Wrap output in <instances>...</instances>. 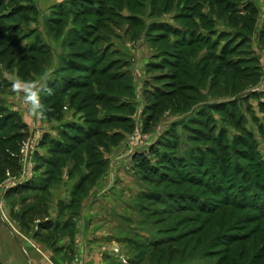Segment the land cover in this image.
I'll return each instance as SVG.
<instances>
[{
  "label": "rangeland",
  "instance_id": "rangeland-1",
  "mask_svg": "<svg viewBox=\"0 0 264 264\" xmlns=\"http://www.w3.org/2000/svg\"><path fill=\"white\" fill-rule=\"evenodd\" d=\"M97 3L104 6L102 15L96 14ZM84 28L92 29L85 35L88 44L97 41L93 53L97 56L104 48V64L116 62L114 72L124 78L110 83L88 76L89 86L70 91L71 101L65 97L51 116L49 107H43L46 117L85 126L109 116L122 118L120 124L103 122L99 128L119 135L111 143H124L122 151L130 160L121 162L122 152L105 159L101 145L108 141L100 140L77 205L66 213L59 207L63 216L70 215L68 228L44 231L37 226L49 217L43 200L23 204L26 192L7 199L2 191L10 179L19 183L24 173L18 171V159L12 165L14 156L0 148L5 224L20 240L38 236L55 243L68 236V264H88L92 255L106 263L109 258V264H264V214L257 210L264 195L259 190L264 188V0H0V106L23 112V93L13 90L12 81L39 79L47 72L53 78L64 59L87 50L80 44L67 47L72 33ZM10 42L45 49L22 54ZM150 64L158 65L148 68ZM4 96L11 104L2 101ZM152 111L154 120L146 129ZM134 134L138 143L130 142ZM158 142L171 146L168 158L179 167L173 168L176 172L158 168L144 177L132 161L135 152L129 154L131 145L148 143L144 153L154 166L148 151ZM73 163L62 158L59 170ZM106 172L114 177L109 182L117 185L115 193L109 205L95 209L91 229L83 228L82 202ZM58 182L51 186L58 188ZM43 198L47 202L48 192ZM97 237L100 243L93 251L88 238ZM103 247L119 249L123 263L104 255Z\"/></svg>",
  "mask_w": 264,
  "mask_h": 264
},
{
  "label": "trees",
  "instance_id": "trees-1",
  "mask_svg": "<svg viewBox=\"0 0 264 264\" xmlns=\"http://www.w3.org/2000/svg\"><path fill=\"white\" fill-rule=\"evenodd\" d=\"M98 4V3H97ZM234 6V5H233ZM250 5H248L249 7ZM104 6L102 4H98V8H95L97 10L96 14L97 15H102ZM20 12V11H18ZM17 13V12H16ZM8 14V16H10ZM59 20V19H58ZM57 22V20H56ZM55 22V23H56ZM166 26V25H165ZM90 27V26H89ZM167 27V26H166ZM86 29V28H84ZM172 29V28H171ZM92 29L89 28L88 30L84 31H75L72 33V40H69L67 43V47H73L75 48L76 44H80L82 46H87V50H84L82 52H73L70 58L64 59L63 63L64 66L60 67L56 70H54V77L48 82V89L50 90V94L48 92H41L40 94V100L44 102L43 107L48 106V116H51V114L56 110L61 108L62 103L64 102V98L67 97L68 101H71V97L68 96L70 91L74 89H81V88H86L89 86V82L86 79V77H92L93 74L97 75L100 78H103L105 80H109L108 82H121L124 78L123 74H120L118 72H114L115 68L117 67L118 64L114 61H108L107 63L104 64L105 60H107L108 56L107 51L105 49H102L101 54L97 55L93 53L92 48L95 46L97 41H93L92 43L88 44V39L85 37V35H88L91 33ZM264 31V30H263ZM172 32L174 33H179L178 30L172 29ZM84 35V36H83ZM180 41L183 42V39H180ZM77 42V43H76ZM12 43V42H10ZM188 43V42H187ZM177 44H180L177 42ZM12 46L17 49L18 47V52L22 54H27L31 51H37L45 49L42 47L43 45H39L34 50L30 48H25V47H20L19 44L12 43ZM158 64H150L148 68L151 67H156ZM95 66V67H93ZM36 67L37 64H36ZM100 67V68H97ZM63 69V70H62ZM62 70V71H61ZM66 70L67 75L65 74L62 76L61 74L63 71ZM81 73L80 75L78 73ZM72 74H78L79 76H72ZM167 77V75H164ZM85 82H81L84 80ZM2 80H0L1 82ZM103 84V83H102ZM91 87V86H90ZM75 93H78L76 90ZM92 96V95H91ZM93 98H97L92 96ZM101 99L102 96H99ZM105 100V99H102ZM6 108L0 106V148L3 150L2 154L4 152H7L10 157L12 155V165H13V158L15 157V154H13V151H18V143L21 141L24 137L25 133V126L23 125L19 115L15 112L7 111L4 112ZM154 108H151V110ZM153 112H151L152 117H147L146 118V129H148L149 125L153 123L154 120V115ZM124 120L122 118H116V117H108V118H101L94 120V123H90L92 126L86 125L85 128L83 129L78 125L74 124H66L65 128L66 130H61L59 134L60 141H55L50 139L49 137H44L43 144H46L47 147H49V153L51 155L50 160L47 162L46 166L50 168V170H54L51 173H58L60 172V167H62L61 164V159L65 158L68 161L74 162L72 165L74 167H80L81 165H84L87 167V169L91 170L90 168L93 164L90 162V159L94 161L95 156V148L96 145L99 144V141H108V142H113L119 138L118 134H113L111 136L106 135L104 131L100 130L99 127L103 125V122L105 123H111V122H123ZM148 127V128H147ZM9 130H12L11 133L4 135L5 132L8 133ZM97 138V139H96ZM96 139V140H95ZM115 143V142H113ZM87 145L88 148H84ZM15 146L17 149H15ZM101 146H106V142L102 143ZM10 148V150H9ZM166 150H171V146L165 144L164 142H158L155 146L151 147L148 151L149 156H153L154 159L156 160V164L154 166H151L150 160L147 158V155L144 153L145 150H137L135 151L132 161L134 162L136 169L139 170L143 176L145 177L147 174H154L156 173V170L158 168H166V167H172L169 168L172 171L173 168L176 170L178 169L177 167L178 164L174 162V160H170L168 158V154ZM1 151V150H0ZM6 156V155H5ZM84 156L88 160H84ZM196 161L201 159V157L195 158ZM104 163V162H103ZM102 162L99 164V169H103L105 165ZM193 163V162H191ZM191 166H197L195 164H191ZM198 165H200V161L197 162ZM14 166H12L13 168ZM98 167V166H97ZM198 167V166H197ZM16 167H14L15 169ZM176 170L173 169V171L176 172ZM92 173V172H91ZM49 181L43 180L41 183H36L32 182L27 184L25 187L17 188L15 190H11L7 192V198H10L12 196L20 195L23 192H32V193H39V192H44L47 188V184ZM259 190H262L264 192V188H259ZM81 191V187L78 186L76 188V193H79ZM260 202H258V207L261 210V212L264 214V195ZM36 201L37 200H42L41 198H34ZM27 201V198L25 197L24 200H22L23 204H25ZM236 205L242 206L245 205V203H239L236 202ZM30 213H32L31 208L27 209L25 211V215L29 217ZM24 215V217H25ZM23 217V218H24ZM264 217V215H263ZM40 229H44V231L49 230V231H54V228L52 227L51 223L48 222H41L37 225ZM56 231V230H55ZM36 239H39L38 236H35ZM1 264V263H0Z\"/></svg>",
  "mask_w": 264,
  "mask_h": 264
},
{
  "label": "crops",
  "instance_id": "crops-1",
  "mask_svg": "<svg viewBox=\"0 0 264 264\" xmlns=\"http://www.w3.org/2000/svg\"><path fill=\"white\" fill-rule=\"evenodd\" d=\"M3 98L4 99L2 101L6 103L9 102V100L6 99L7 97L4 96ZM12 107L14 108V105H12ZM12 107L9 106V108L13 109ZM22 109L25 110L22 112L18 108L15 113L19 115L23 125L25 126L26 134L24 137L25 139L23 141L22 148L19 151L20 155L18 154L19 156L17 155L15 157L18 159L19 173L23 171L26 177H23L22 175V182L20 181L19 183H11L13 179H10V182L7 183L8 186H6L5 190L2 191L7 193L11 190L25 187L27 184L32 182L40 183L41 180L39 174L43 171V179L45 180V182L49 181L46 190L44 192L34 194H32V192H26V202H36L34 198H41L44 204L46 203L47 213L49 214L46 222L51 223L54 231H66V229L68 228V226L66 225V221L68 220L70 215L65 214L63 216L62 213H66L72 210L77 205L76 198L78 196V193H76V188L78 186L81 187V191L79 192V194L85 190L91 172H89V169H87V167H85L84 165H81L79 168L72 165L71 168H66L64 170H60V172L58 173L52 174L51 172L54 170H50V168L46 166L51 156L47 145L43 144L44 137H50V139L52 140L60 141V132H57L58 128L66 124H64L63 121L59 122L56 120H51L47 117L36 123L31 119L28 111H26V106H24ZM73 124H77L81 128L86 129L85 125H80L78 123ZM108 135L111 136L113 135V133ZM29 145L32 146V148L30 149V153L28 154L27 147ZM124 145V143H119V141L116 144H110L107 142V146H105L104 148V158L106 159L107 156L108 158L113 157L115 155H119V153L122 152L119 159H125V161L121 162L127 163L130 158H128L127 155L124 156V153L122 151L124 149ZM145 149L147 148H142L140 150ZM27 165H29V168H31L29 176H27L28 173L27 170H25ZM80 170L81 174L78 178L75 175ZM108 174L109 172H106V175L105 173L101 175L96 183H94L92 187L88 189L87 197L86 199H84V202H86L87 200L88 201L87 203L82 202L79 215L80 219L82 220L81 223L83 225V228L85 226L86 229H91V226H89V224L90 222H94L93 218L95 217L93 215L95 213V209L100 206L106 207L107 205H109V200L115 193V187L117 185H115L114 187L110 185L109 179L111 180L114 177H108ZM55 181H59L58 188H54L55 186H51ZM45 192H48L49 195L47 202L46 199L43 198ZM30 194L32 195L29 196ZM59 207L62 213L59 212ZM51 209L54 210V213H51ZM35 220L39 221L38 219ZM7 225L0 220L1 264H68L70 253V238L68 236L61 237V239L56 240L55 243H48L47 241L39 239L31 240L30 238L20 240L18 236H15V232L12 230V227L10 228V226ZM88 236L94 237L92 234H88ZM99 239L100 237H97V239L88 238V243L93 251H95L97 245L100 243ZM105 259H107L106 261L108 264L112 261L109 258ZM88 261V264H107L105 261H100L99 258H95L94 255H92Z\"/></svg>",
  "mask_w": 264,
  "mask_h": 264
},
{
  "label": "clouds",
  "instance_id": "clouds-1",
  "mask_svg": "<svg viewBox=\"0 0 264 264\" xmlns=\"http://www.w3.org/2000/svg\"><path fill=\"white\" fill-rule=\"evenodd\" d=\"M52 78V72H47L39 79L23 81L16 78L12 81L14 91L23 93L22 103L26 106L29 114L35 118L43 120L46 118V111L40 103L41 92H48V82Z\"/></svg>",
  "mask_w": 264,
  "mask_h": 264
},
{
  "label": "built area",
  "instance_id": "built-area-1",
  "mask_svg": "<svg viewBox=\"0 0 264 264\" xmlns=\"http://www.w3.org/2000/svg\"><path fill=\"white\" fill-rule=\"evenodd\" d=\"M136 134H137V132H136ZM134 134L132 137H131V139H130V142L131 143H133V142H139V140H138V137H137V135H139V134ZM136 135V136H135ZM149 146V144L148 143H146V144H142L140 147H138V148H136V147H134V146H132L131 145V151L129 152V154L131 155V154H133V152H135V151H137L138 149L140 150V149H142V148H147ZM28 149H27V153L29 154L30 153V149L32 148V146H28L27 147ZM136 148V149H135ZM133 151V152H132ZM25 170H27V173H28V175L27 176H29V172H30V170H31V168H29V165H27V167H26V169ZM24 177H26L25 175H24ZM0 206H2L1 204H0ZM5 214L3 213V207H2V211H1V208H0V220L3 222V223H6V221H4V219H5ZM8 223V222H7ZM6 223V224H7ZM102 251H103V253H104V255H110V256H112V257H114L115 258V261H117V262H120V263H123V258H124V256H123V254L121 253V251L119 250V249H117V248H113V249H109V248H107V247H103L102 248Z\"/></svg>",
  "mask_w": 264,
  "mask_h": 264
}]
</instances>
